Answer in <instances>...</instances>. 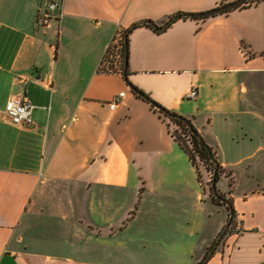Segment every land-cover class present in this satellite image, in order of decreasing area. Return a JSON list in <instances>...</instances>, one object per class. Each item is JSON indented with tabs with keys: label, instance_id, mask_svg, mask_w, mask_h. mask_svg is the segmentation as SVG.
I'll return each instance as SVG.
<instances>
[{
	"label": "crops",
	"instance_id": "1",
	"mask_svg": "<svg viewBox=\"0 0 264 264\" xmlns=\"http://www.w3.org/2000/svg\"><path fill=\"white\" fill-rule=\"evenodd\" d=\"M236 1L0 0V264L203 260L228 211L129 83L191 120L218 162L252 181L226 196L236 217L206 264H264V1L161 32L142 25L128 36V76L100 70L132 25ZM52 2L60 15L43 25ZM13 96L32 106L30 127L6 117ZM203 197L215 209L204 216Z\"/></svg>",
	"mask_w": 264,
	"mask_h": 264
},
{
	"label": "trees",
	"instance_id": "2",
	"mask_svg": "<svg viewBox=\"0 0 264 264\" xmlns=\"http://www.w3.org/2000/svg\"><path fill=\"white\" fill-rule=\"evenodd\" d=\"M263 1L264 0H243L242 3L239 5V7H237L234 10L245 9L250 6L257 5ZM222 6H225V5H221L220 7ZM234 10H231V11H234ZM231 11H228L225 13H229ZM187 19L205 20L206 18H201V19L190 18V17H187V13L178 12L175 15L171 16L165 22V24L170 23L169 24L170 26L179 20H187ZM142 25L158 32L155 25L148 23V21L144 23L134 24L127 30L120 32L119 33L120 40L118 43L119 63L118 64L112 63L109 71L103 70L102 72H105V73L120 72L124 75L125 78L126 76H128V67L124 71L125 59H126V56H128V46H129L128 36L135 28H138ZM138 95L144 100L148 101L153 108L159 109V107H161L164 111H166L164 115L169 120V125L171 127V135L175 143H177L181 151H183V153L187 156L191 165L195 168V171L197 174V180L201 188L203 189V192L205 194L206 193L209 194V197L211 198V201L213 202V204L224 207L228 211V223L226 226L227 227L226 231L225 232L222 231L219 234L217 240L212 244L210 248H208L203 260L199 263V264H206V262L210 258V255L214 252V250H216V247L219 246L220 242L230 232V227L234 223V220L236 217L235 211L232 206V202L226 198L227 193L230 195L234 190L235 182H234L233 173L231 170L224 168L218 162L216 151L206 143L203 136L197 130V128L194 126L191 120L175 112H171L167 110L166 108L162 107L158 103L154 102L149 96H147L145 93H143L140 90L138 92ZM159 111L161 112V110ZM173 125L176 127V130L174 131H172ZM202 169L206 172V174H209V177H210V180L205 185L202 180L203 178L202 172H201ZM224 177L227 178L229 182V189L227 193L222 192L217 186L218 183Z\"/></svg>",
	"mask_w": 264,
	"mask_h": 264
},
{
	"label": "built area",
	"instance_id": "3",
	"mask_svg": "<svg viewBox=\"0 0 264 264\" xmlns=\"http://www.w3.org/2000/svg\"><path fill=\"white\" fill-rule=\"evenodd\" d=\"M61 5L56 2H52L45 9H43L38 16V22L47 25L53 18H58L60 15ZM120 37L119 34L115 36L110 45L107 48L103 61L101 62L100 70H110L112 63H119L118 43ZM117 69V67H116ZM198 92L196 89H192L188 94V98L196 99ZM125 97V93H119L109 104V108L113 110L117 104ZM32 106L24 100L22 96H13L10 98L5 107V115L9 121L17 127H30L32 125L31 113Z\"/></svg>",
	"mask_w": 264,
	"mask_h": 264
},
{
	"label": "rangeland",
	"instance_id": "4",
	"mask_svg": "<svg viewBox=\"0 0 264 264\" xmlns=\"http://www.w3.org/2000/svg\"><path fill=\"white\" fill-rule=\"evenodd\" d=\"M176 130V127L173 125L172 126V131ZM238 169V168H237ZM202 180L204 185L208 183V181L210 180L209 174H206V172L202 169ZM235 178H234V188H236V190H240L242 188H244L247 183H250L252 181H250L251 179H247L246 177H244L243 173L239 170L238 172H235ZM234 177V176H233ZM264 179V178H263ZM264 181L260 180V184L263 185ZM219 188H221L224 191L228 192L229 189V182L227 180V178H222V180L218 183L217 185ZM198 188V187H197ZM229 194L227 193V196ZM203 201H196L197 202V206H199V208L203 211L202 215H208L209 212V208L210 210H215L214 207L211 205L210 200H208L206 197H203ZM225 213V210L223 209V211ZM215 215V214H214Z\"/></svg>",
	"mask_w": 264,
	"mask_h": 264
},
{
	"label": "water",
	"instance_id": "5",
	"mask_svg": "<svg viewBox=\"0 0 264 264\" xmlns=\"http://www.w3.org/2000/svg\"><path fill=\"white\" fill-rule=\"evenodd\" d=\"M242 1L243 0H238V1L234 2V3L228 4V5H225V6H222V7H219V8L210 10V11H207V12L187 14V17H190V18H198V19L215 17L217 15H221V14H223L225 12H228V11H231V10L236 9L237 7H239V5L242 3ZM148 23L154 24L152 21H148ZM169 24L170 23L164 24L161 27L157 26L156 24H154V25H155L157 31L158 32L159 31L161 32V31L166 30L169 27ZM127 65H128V56H126V59H125L124 71L127 69V67H128ZM129 85H130L131 89L133 90V92H135L136 94H138L139 90L136 87H134L132 84L129 83ZM159 110H161V113L162 114H165L166 113V111H164L161 107H159ZM226 229H227V227L224 228L223 232H225Z\"/></svg>",
	"mask_w": 264,
	"mask_h": 264
}]
</instances>
